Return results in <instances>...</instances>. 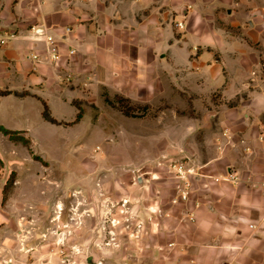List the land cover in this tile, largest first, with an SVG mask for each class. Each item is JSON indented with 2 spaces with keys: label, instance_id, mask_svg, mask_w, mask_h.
I'll return each instance as SVG.
<instances>
[{
  "label": "crops",
  "instance_id": "crops-1",
  "mask_svg": "<svg viewBox=\"0 0 264 264\" xmlns=\"http://www.w3.org/2000/svg\"><path fill=\"white\" fill-rule=\"evenodd\" d=\"M199 8L212 12L213 20H194L187 33L174 37L172 23L184 26V16ZM263 10L264 0H0V124L33 142L36 128L51 134L54 126L68 127L74 102L96 104L101 87L151 94L147 68L160 58L163 99L176 84L208 108H229L237 100L224 122L236 147L225 132L209 160L197 163L202 176L183 211L186 229L173 231L188 245L178 261L160 264H264V142L258 138L264 125ZM196 29L210 33L194 34ZM45 34L57 40L56 60ZM218 89L225 101L213 100ZM46 109L55 122L45 117ZM229 172L239 183L214 179ZM146 173L137 180L153 181V201L155 181L161 179L162 189L168 183L158 170ZM128 184L133 187L132 180Z\"/></svg>",
  "mask_w": 264,
  "mask_h": 264
},
{
  "label": "rangeland",
  "instance_id": "rangeland-1",
  "mask_svg": "<svg viewBox=\"0 0 264 264\" xmlns=\"http://www.w3.org/2000/svg\"><path fill=\"white\" fill-rule=\"evenodd\" d=\"M201 9L184 16L182 27L173 22V36L187 33L194 20H213L212 12ZM219 16L222 23L228 17L225 12ZM147 69L155 87L151 94L113 93L101 87L94 94L96 104L74 102L76 112L70 109L68 127L54 126L51 134L36 128V140L28 144L0 132V264L178 261V252L188 242L173 231L186 229L182 216L190 199L180 200V181L172 169L186 163L195 170L191 197L196 177L202 176L203 167L197 163L213 155L215 140L230 131V146L236 147L232 129L224 122L233 116L237 100L231 99L229 108H208L206 101L195 104L193 95L178 91L176 84L170 99H163L160 58ZM75 87L82 90L85 85ZM212 96L225 101L220 89ZM152 169L168 183L162 189L161 179L155 181L153 201V181L142 185L137 180ZM85 172L90 176L83 184ZM160 246L167 249L168 258Z\"/></svg>",
  "mask_w": 264,
  "mask_h": 264
},
{
  "label": "built area",
  "instance_id": "built-area-1",
  "mask_svg": "<svg viewBox=\"0 0 264 264\" xmlns=\"http://www.w3.org/2000/svg\"><path fill=\"white\" fill-rule=\"evenodd\" d=\"M262 17L264 20V10L262 13ZM177 24L178 26H181V27L183 26L182 22H178ZM68 30H70V28ZM10 36L14 37L15 34L12 33ZM45 41L48 44V52L50 53L51 58L53 60L58 59L59 50L56 45L57 40L53 36L45 34ZM3 42H5V39L4 38L0 39V43H3ZM74 52L75 51L72 49L71 53H74ZM34 57L38 58V55H35ZM258 138L260 141L264 142V125H262L261 129L259 130ZM172 171L174 172V176L178 178L180 181L179 193H178L180 200L188 201L190 199V194L193 189L195 177H192V176L195 175L196 173L195 170L192 167L186 165V163L185 164L182 163V164H177V165L175 164L174 169H172ZM225 179L235 182V183L239 181V177L234 172H229L228 176L225 177ZM251 227H254V225H251Z\"/></svg>",
  "mask_w": 264,
  "mask_h": 264
},
{
  "label": "trees",
  "instance_id": "trees-1",
  "mask_svg": "<svg viewBox=\"0 0 264 264\" xmlns=\"http://www.w3.org/2000/svg\"><path fill=\"white\" fill-rule=\"evenodd\" d=\"M126 114H129L128 111H125ZM80 112H79V116H80ZM45 117L52 121L55 122V120L51 117L48 109L45 110ZM0 132H2L5 135H8L10 138L12 139H21L23 140L25 143H31V141L27 138H25L24 136L20 135V131H16V130H10L6 127H4L3 125L0 124Z\"/></svg>",
  "mask_w": 264,
  "mask_h": 264
}]
</instances>
